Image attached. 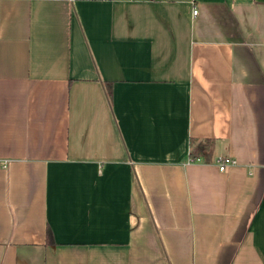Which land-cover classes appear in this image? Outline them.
Segmentation results:
<instances>
[{
	"label": "crops",
	"instance_id": "1",
	"mask_svg": "<svg viewBox=\"0 0 264 264\" xmlns=\"http://www.w3.org/2000/svg\"><path fill=\"white\" fill-rule=\"evenodd\" d=\"M0 264H264V0H0Z\"/></svg>",
	"mask_w": 264,
	"mask_h": 264
},
{
	"label": "trees",
	"instance_id": "2",
	"mask_svg": "<svg viewBox=\"0 0 264 264\" xmlns=\"http://www.w3.org/2000/svg\"><path fill=\"white\" fill-rule=\"evenodd\" d=\"M105 91H106L108 99H110L111 98V89L106 86ZM211 145H212V142L209 140L199 141L193 146V148L191 149V151L189 153V156L193 160L200 158L204 154H206V152L211 148ZM47 241H50V237H49V239L47 238Z\"/></svg>",
	"mask_w": 264,
	"mask_h": 264
},
{
	"label": "built area",
	"instance_id": "3",
	"mask_svg": "<svg viewBox=\"0 0 264 264\" xmlns=\"http://www.w3.org/2000/svg\"><path fill=\"white\" fill-rule=\"evenodd\" d=\"M196 13H197V10L192 11L193 15H195ZM236 163L237 162L231 157H220V158L216 159V161H215V165H216L217 169L221 172H224L229 166L234 165ZM6 164H7V162L4 161L3 167H5Z\"/></svg>",
	"mask_w": 264,
	"mask_h": 264
}]
</instances>
